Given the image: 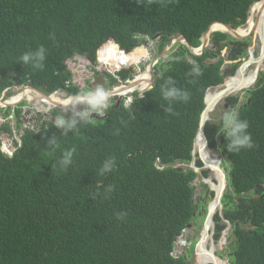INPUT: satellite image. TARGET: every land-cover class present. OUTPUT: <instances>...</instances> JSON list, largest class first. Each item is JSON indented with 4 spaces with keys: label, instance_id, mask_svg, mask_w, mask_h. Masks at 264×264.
I'll return each instance as SVG.
<instances>
[{
    "label": "trees",
    "instance_id": "obj_1",
    "mask_svg": "<svg viewBox=\"0 0 264 264\" xmlns=\"http://www.w3.org/2000/svg\"><path fill=\"white\" fill-rule=\"evenodd\" d=\"M8 1L16 7L21 27L14 36H8L9 30L4 31V26L11 23H6L2 2L0 77L4 73L9 79L16 76L17 81L31 65L20 62V57L25 52L38 51L41 46L45 47L46 56L63 68L65 59L75 54L96 60L100 47L111 38L130 52L142 43L136 38L137 34L153 35L157 31L172 30L173 26L183 29L195 44L215 21L231 23L234 27L244 25L251 6L261 0ZM214 38L219 45L228 36L217 33ZM140 54H145L144 49L128 55L118 47V58L100 61L118 65L120 71L136 66ZM234 58L235 53L231 56ZM196 60L202 70L200 76L191 75L192 66L177 56L173 65L176 74L172 78L164 77L156 90L135 100L130 109L112 108L102 121H76L75 129L58 131L61 137L52 152L61 151L63 158L66 150L75 149L72 163L66 169L55 161V154L48 148L49 136L57 131L54 128L26 135L22 149L13 158L0 153V234L6 240H14L19 254L28 249L45 252L60 245L61 264H183L171 253L175 240L193 219L195 206L187 189L183 193L174 189L172 180L176 171L162 173L156 170L154 163L157 157L166 163L170 147L183 155L184 161L191 159L200 115L205 107V92L224 82L225 77L221 76L224 60L214 67L204 65L203 59ZM33 76L39 85L55 79L48 72L42 77ZM169 79L172 84L168 87L179 86L190 94L187 102L169 104L163 99L161 88ZM66 80L65 76L63 86ZM4 87L0 81V91ZM70 92L77 93V90ZM169 107L171 113L166 111ZM242 117L249 124L255 146L231 154L233 188L243 203L237 204L235 198H228L230 209L225 217L230 220L240 217L245 207L259 209L264 206V197L255 202L250 194H240L264 181V84L253 93L251 105ZM210 130L208 123V135H212ZM111 157H115L117 175L137 182L140 198L146 195L154 198L149 205H143L131 226L129 244L122 249L128 251L108 256L93 242L86 241L84 246L76 228L77 214L64 221L62 228L57 227L59 235L48 248L38 247L36 232L40 224L46 222L49 211L73 210L75 193L82 194L76 209L85 206L95 192V181L101 176L103 162ZM167 173L169 177L162 181L160 176ZM216 220L221 219L217 216ZM222 228L219 226L220 230ZM30 259L37 260L38 255L32 254ZM244 260L237 258L238 262Z\"/></svg>",
    "mask_w": 264,
    "mask_h": 264
},
{
    "label": "clouds",
    "instance_id": "obj_2",
    "mask_svg": "<svg viewBox=\"0 0 264 264\" xmlns=\"http://www.w3.org/2000/svg\"><path fill=\"white\" fill-rule=\"evenodd\" d=\"M2 2L5 7L6 23H11L9 26H4V31L9 30L8 36H14L21 27L17 9L8 0H0V5ZM261 3L263 0L251 6L244 25L234 27L231 23L226 24L231 25L237 32L241 27H248L253 8ZM220 23L225 22H213L201 35L199 43L195 42V44L190 42L183 29H177L175 26L172 30L157 31L153 35L137 34L136 38L142 43L130 52L124 50L121 44L111 38L100 47L96 60L75 54L65 59L63 68L57 67L51 58L46 56V49L43 46L36 52H25L20 57V62L31 65L22 77L17 81L16 76L9 79L4 73L0 77V81L5 84L4 89L0 91V153L7 158H13L22 149L23 138L26 135L41 134L44 130L49 131L54 128L57 131L49 136L51 141L48 147L52 152L61 137L58 131L75 129L76 121L85 123L102 121L112 108L119 109L123 106L125 109H130L135 100L143 99L146 94L156 90L164 77L172 78L176 74L173 65L177 56L192 66L190 74L194 76L202 74L196 58L203 59V64L208 67H214L224 60L221 67V76L225 77L224 82L209 87L205 92V107L200 115L191 159L184 161V156L173 152L170 147L169 160L163 163L161 158L157 157L154 163L156 170L162 173L168 170L176 171L172 180L174 189L181 193L187 189L195 206L193 219L175 240L171 256L183 264H264V206L259 209H250L244 205L245 209L240 217L234 220L225 217V213H228L230 209L228 198H235L237 204L243 203L241 196L236 194L233 188L231 154L255 146L249 124L242 114L251 105L253 93L264 84L263 34L258 32L237 39L230 30L228 32L214 31L213 36L204 46L210 27L213 28L215 24L221 25ZM217 33L228 36L227 39L220 41L219 45L214 38ZM211 46V50L207 51ZM118 47L121 52L128 55L138 49H144L145 55L140 54L142 59L136 66L131 67V78L130 72L124 70L131 68H123L112 74L102 66L100 59L118 58ZM213 50L216 51L215 55ZM233 53L236 54V58L231 59ZM206 54L209 56H205ZM226 55H228L227 59ZM218 57L221 59L215 62ZM243 69L246 70V74ZM232 71H234L233 74H227ZM46 72L55 79L44 82L42 85L37 84L33 75L42 77ZM103 72L108 77H105L103 83L96 84L93 79ZM240 73L242 79L254 76L253 82L248 87L238 85L229 91L231 86H228V81ZM146 74L149 76H145ZM65 76L67 80L63 86ZM140 78L148 80V87L144 91L125 93L124 88L133 83H139L140 87ZM170 84L172 79L166 81L165 86L161 88L163 99L169 104L173 101L187 102L190 99L187 91L179 86L178 88L168 87ZM53 86H55L54 89H50ZM26 89L32 90V100L22 99L15 104H9L12 98ZM71 89H76L77 93H71ZM210 93H217L216 96L221 97L214 103ZM55 95L64 101L69 100L70 104L68 106L60 103L50 105L45 102ZM22 103L30 107L29 119L25 122L21 120L24 112ZM39 104L43 106V110L37 107ZM5 111L7 112L1 114ZM166 111L171 113L172 108L169 107ZM219 112H221L220 119L217 121ZM73 118L75 121H67ZM13 120L16 124H13ZM208 123L211 125L212 135L206 133ZM200 142L204 152L209 156L207 162L203 160L202 151L199 150ZM74 151L75 149L66 150L63 158L61 151L52 153L55 154V161L61 163L62 168L66 169L72 163ZM117 169L115 157L103 162L100 168L101 176L95 181V192L85 206L76 209L82 194L75 193L73 194L75 200L71 199L73 210H56L54 213L49 211L45 217L46 222L41 223L36 232L35 240L38 247L48 248L59 235L57 227L62 228L64 221L77 214L79 223L76 228L84 246L86 241L93 242L108 256L128 251L122 249L129 244L131 226L142 212L143 205H149L154 198L149 195L140 198L137 182L120 177L115 173ZM169 174L161 175V180L164 181ZM1 181L0 179V183ZM218 194L221 195L220 199H217ZM240 194H250L255 202L262 200L264 181ZM212 208L214 213L210 216ZM217 216L220 217V221L216 220ZM188 225H190L189 228ZM199 225H201L200 228ZM219 226L223 228L220 230ZM32 254L38 255V259H30ZM60 254V245H55L45 252L28 249L19 254V251L15 249L14 240H6L0 234V264L15 261H22L24 264H61ZM202 256L206 257L205 262H202ZM239 257L245 260L238 262Z\"/></svg>",
    "mask_w": 264,
    "mask_h": 264
},
{
    "label": "bare ground",
    "instance_id": "obj_3",
    "mask_svg": "<svg viewBox=\"0 0 264 264\" xmlns=\"http://www.w3.org/2000/svg\"><path fill=\"white\" fill-rule=\"evenodd\" d=\"M263 16H264V4L261 3V4L255 6L253 8L252 13L250 15L249 26L248 27H241V29L238 32L230 31L231 34L236 36L237 38L248 37L251 34H257L258 32H260L262 34L261 27H262V23H263ZM212 31L228 32V29L225 28L222 25L215 24L213 26V28H212ZM257 39H258V37H257ZM196 52H199V51H196ZM141 55L143 56V54H141ZM141 55H139L137 57L135 65L138 64V59L139 58L142 59ZM102 66L106 67L108 70L110 68H115V71H114L113 74H115L119 70V66L118 65H111V64L103 63ZM243 72L246 74V70L243 69ZM145 76H149V74H146ZM253 79H254V76H252L250 78L242 79V75L240 73L237 77H235V78L231 79L230 81H228V86H231L229 91L233 90L238 85H241V87H248L253 82ZM140 83H141L140 87L138 86L139 83H133V85H131V86H126L124 88L125 93L128 94V93L134 92L136 90L144 91L148 87V80H144V79L140 78ZM217 93H215V94L210 93V98H214V103L221 97L220 95L216 96ZM36 94H37V96H40V94H38V93H36ZM26 97L28 98L27 100H32L33 96H32V90L31 89H26L23 93H21L18 96L12 98L11 101L9 102V104H15V103L19 102L22 99L26 100ZM45 102L50 104V105H54L53 103H60V104H63L65 106H68L70 104L69 100L64 101V99H62L59 96L57 97L56 95L53 96L51 98V100H47ZM44 108H45V106H44ZM46 109L48 110L49 108H46ZM198 147H199V150L202 151L203 160L207 162L208 159H209V156H208V154H206L204 152V149L202 148L201 142L198 144ZM205 260H206V257L202 256V262H205Z\"/></svg>",
    "mask_w": 264,
    "mask_h": 264
},
{
    "label": "rangeland",
    "instance_id": "obj_4",
    "mask_svg": "<svg viewBox=\"0 0 264 264\" xmlns=\"http://www.w3.org/2000/svg\"><path fill=\"white\" fill-rule=\"evenodd\" d=\"M211 48H212V46L211 47H209V49H207V51L208 50H211ZM227 57H228V55H226L225 56V58L227 59ZM221 59V57H218V58H216L215 59V62H218L219 60ZM139 60H141L140 58L138 59V62H139ZM124 70H127V71H129L130 72V78L132 77V75H131V71H132V68L131 69H124ZM114 71H115V68H110L109 69V71L108 72H110V73H114ZM107 75L105 74V72H103V73H100V75H96V77H95V79H93V81L96 83V84H98V83H103L104 81H105V77H106ZM108 77V76H107ZM91 83H92V81H91ZM28 98L26 97V100H27ZM21 107H23L24 108V112H23V114H22V117H21V120L22 121H27L28 119H29V115H28V111H30L29 110V106L28 105H26V104H24V103H22L21 104ZM38 108H40L41 110L43 109V106L42 105H38L37 106ZM7 111H5V112H2L1 114H3V113H6ZM220 114H221V112H219L218 114H217V121H219V119H220ZM53 115H55V114H53ZM51 118H53V117H51ZM68 122H72V121H75V119L73 118V119H69V120H67ZM13 124H16V121L15 120H13ZM201 227V225H199V228Z\"/></svg>",
    "mask_w": 264,
    "mask_h": 264
},
{
    "label": "water",
    "instance_id": "obj_5",
    "mask_svg": "<svg viewBox=\"0 0 264 264\" xmlns=\"http://www.w3.org/2000/svg\"><path fill=\"white\" fill-rule=\"evenodd\" d=\"M263 4H264V0H263ZM221 25H223L225 28H227L228 30L230 31H233V32H237V30H235L231 25L229 24H226V23H220ZM261 30H262V34H263V44H264V16H263V23H262V27H261ZM214 34V31H212V26L210 27L209 29V32L208 34L206 35V41H204V46L209 42L210 38L213 36ZM234 36V35H233ZM235 38H237L236 36H234ZM238 39V38H237ZM203 121H204V117L202 118V123H201V126H200V131L202 132L203 131ZM223 190H224V187H223ZM221 198V195L218 194L217 196V199H220ZM214 213V208L211 209L210 211V216H212ZM190 227V225H188V228Z\"/></svg>",
    "mask_w": 264,
    "mask_h": 264
},
{
    "label": "flooded vegetation",
    "instance_id": "obj_6",
    "mask_svg": "<svg viewBox=\"0 0 264 264\" xmlns=\"http://www.w3.org/2000/svg\"><path fill=\"white\" fill-rule=\"evenodd\" d=\"M215 53H216V51L215 50H213V55H215ZM159 55H157V57H158Z\"/></svg>",
    "mask_w": 264,
    "mask_h": 264
}]
</instances>
